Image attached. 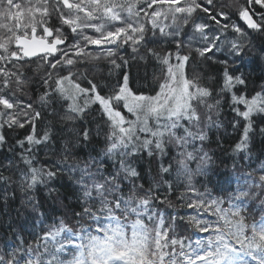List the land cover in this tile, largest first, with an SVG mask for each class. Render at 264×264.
I'll return each mask as SVG.
<instances>
[{
	"label": "trees",
	"instance_id": "16d2710c",
	"mask_svg": "<svg viewBox=\"0 0 264 264\" xmlns=\"http://www.w3.org/2000/svg\"><path fill=\"white\" fill-rule=\"evenodd\" d=\"M224 1L96 47L41 0L53 9L28 27L63 45L0 51V264H264V10L252 0L249 30ZM182 60L185 106L125 108L123 87L154 99Z\"/></svg>",
	"mask_w": 264,
	"mask_h": 264
},
{
	"label": "rangeland",
	"instance_id": "374dc122",
	"mask_svg": "<svg viewBox=\"0 0 264 264\" xmlns=\"http://www.w3.org/2000/svg\"><path fill=\"white\" fill-rule=\"evenodd\" d=\"M57 1L55 7L56 16L62 25H67L72 30L89 29L93 35L87 37L89 44L102 47L125 40H135L139 35L141 23L147 18L152 27L164 31H176L178 29V19L187 17L195 12L194 0H121L117 6L106 5L109 0H54ZM222 4L224 0H219ZM225 6L238 12L240 18L247 9L240 5V0H227ZM17 2V3H15ZM48 2V0H47ZM41 0H0V51L8 54L12 44L15 48V40L10 42V36H3L2 24L8 25L9 28L14 26L22 32L21 37H28L33 29L28 27L31 22H37V18L44 14L47 15L49 9H53ZM248 3V2H247ZM254 1H250V8ZM64 6L66 9H62ZM259 6L264 10V0H259ZM60 7V11L59 8ZM42 9L44 11H42ZM58 9V10H57ZM252 9V8H251ZM18 10V11H17ZM63 10V11H61ZM264 13V11H263ZM29 19L31 22L27 21ZM35 19V21H33ZM186 20V19H185ZM255 21V20H254ZM256 22V21H255ZM33 24V23H31ZM31 28V30H28ZM11 29V28H10ZM257 29V24L254 29ZM196 31H203L195 27ZM194 30V31H195ZM15 36V35H14ZM40 38L53 40L61 39V31L56 28L52 34H38ZM62 41V40H60ZM63 42V41H62ZM19 49H14V54H21ZM58 50V49H57ZM185 60L180 61L176 66L169 67L162 76L160 82V92L151 100L134 97L126 87L120 92L119 98L125 108L134 115L141 111L148 115H154L158 112H174L185 106V97L188 95L189 83L185 77L184 71ZM193 84V83H192ZM75 90V89H74ZM0 105L8 107L9 104L0 100ZM102 108L111 118L117 119L120 123L119 113L113 110L107 103L102 102ZM261 235V234H260ZM260 237V236H259ZM262 238V236H261ZM108 253V252H106ZM115 253V252H113ZM103 256L101 260L110 258ZM84 262V260H82Z\"/></svg>",
	"mask_w": 264,
	"mask_h": 264
},
{
	"label": "water",
	"instance_id": "95a60500",
	"mask_svg": "<svg viewBox=\"0 0 264 264\" xmlns=\"http://www.w3.org/2000/svg\"><path fill=\"white\" fill-rule=\"evenodd\" d=\"M250 1L248 0V3ZM258 17L260 15L255 14L248 4L241 16V21L247 29H254L256 27L254 19ZM62 45L63 42L60 40L55 39L49 43L46 39L37 38L34 30L30 32L29 37H18L15 41V47L21 51V55L25 59L54 55Z\"/></svg>",
	"mask_w": 264,
	"mask_h": 264
},
{
	"label": "bare ground",
	"instance_id": "6f19581e",
	"mask_svg": "<svg viewBox=\"0 0 264 264\" xmlns=\"http://www.w3.org/2000/svg\"><path fill=\"white\" fill-rule=\"evenodd\" d=\"M16 48V47H15ZM18 52H20V50H18Z\"/></svg>",
	"mask_w": 264,
	"mask_h": 264
}]
</instances>
